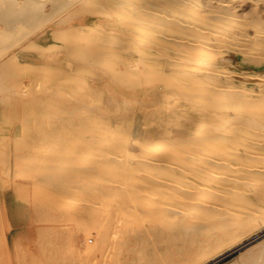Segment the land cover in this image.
Returning a JSON list of instances; mask_svg holds the SVG:
<instances>
[{"label":"rangeland","instance_id":"374dc122","mask_svg":"<svg viewBox=\"0 0 264 264\" xmlns=\"http://www.w3.org/2000/svg\"><path fill=\"white\" fill-rule=\"evenodd\" d=\"M162 1L0 0V264H202L226 246L234 264H264V1L196 0L195 29L174 23L183 3ZM180 32L198 42L176 66L164 35ZM191 63L198 71L188 76ZM209 67L229 85L221 96L207 88ZM95 112L108 122L100 141L73 127ZM186 112L198 125L180 130ZM215 114L228 139L193 141ZM241 114L263 126H240ZM134 137L200 144L220 162L209 165L210 187L185 201L165 191L137 164ZM116 142L120 151L99 150ZM188 156L177 163L192 169L204 158ZM29 182L31 191L16 192ZM83 201L89 211L76 216ZM103 203L115 206L110 226ZM98 222L108 227L103 244Z\"/></svg>","mask_w":264,"mask_h":264},{"label":"bare ground","instance_id":"6f19581e","mask_svg":"<svg viewBox=\"0 0 264 264\" xmlns=\"http://www.w3.org/2000/svg\"><path fill=\"white\" fill-rule=\"evenodd\" d=\"M10 1V0H9ZM162 1V0H161ZM174 2L176 1V3H183V5L185 6L184 8H182V10L184 9V11L187 12V14L185 15L186 18H189L191 19V16L193 14V11L196 10L198 7L200 6H197L195 3H196V0H173ZM231 1V0H230ZM235 1V0H234ZM264 1V0H263ZM69 2V1H68ZM118 2V1H117ZM163 2V1H162ZM227 2V1H226ZM256 2V1H255ZM71 3V2H70ZM150 3V2H148ZM199 3L198 5H200V2H197ZM229 3V1H228ZM240 3V2H239ZM129 4V3H128ZM133 4V3H132ZM135 4V3H134ZM209 4V3H208ZM226 4V3H225ZM57 5V4H56ZM176 5V4H175ZM229 5V4H228ZM132 6V5H131ZM130 6V7H131ZM167 6V5H166ZM165 6V7H166ZM179 7L181 5H178ZM133 7V6H132ZM140 7V6H139ZM224 7V6H223ZM146 8V7H144ZM167 8V7H166ZM62 9V8H61ZM160 9V8H159ZM199 10V9H198ZM62 12V11H61ZM143 12V11H142ZM160 12V11H159ZM169 12V11H168ZM26 13V12H25ZM162 13V12H161ZM156 14V13H155ZM158 14V13H157ZM164 14V13H163ZM214 14V13H213ZM212 14V15H213ZM151 15V14H150ZM189 15V17H187ZM193 16V15H192ZM208 16V15H207ZM172 18H175L174 15L171 16ZM185 17H181L180 16V20L179 22H174V23H178L177 26L179 27V24L180 26H184L185 24V27H191L192 29L194 28V23L191 22V20H187L185 19ZM177 18L179 17H176L175 19L178 20ZM171 20V18H169ZM174 19V20H175ZM229 19V18H228ZM142 20V19H141ZM173 20V19H172ZM222 20V19H221ZM148 21V20H147ZM215 27V26H214ZM252 27V26H250ZM222 28V27H221ZM178 31L179 29L176 28ZM195 29V28H194ZM33 30V29H32ZM145 30H148L147 28H145ZM150 30V29H149ZM202 30V29H201ZM206 30V29H205ZM152 31V30H151ZM184 31V30H183ZM200 31V29H199ZM203 31V30H202ZM263 31V30H262ZM27 32V31H26ZM30 32V31H29ZM163 33V32H162ZM171 33V32H170ZM173 33H177V32H173ZM16 34V33H15ZM157 34V33H156ZM180 34V35H178ZM178 34H167L166 36L164 35V38H165V41L167 42H172V44L174 46H172V49L173 51L171 52V54H166L165 57H167V61H169L171 64L173 65H176V66H179L180 64V61L178 59H181V57L185 56V54H182L181 51H183V47H191L193 48L197 42H198V39L194 38V37H190V36H186V34L184 35H181V32L178 33ZM183 34V33H182ZM225 34V33H224ZM227 34V32H226ZM263 34V33H262ZM13 35V34H11ZM23 35V34H22ZM21 35V36H22ZM215 35V34H214ZM213 35V36H214ZM220 35V34H219ZM231 37V35H229ZM9 37V36H8ZM11 37V36H10ZM24 37V36H23ZM163 37V36H162ZM224 37V36H223ZM253 37V36H252ZM261 37V36H260ZM13 38V37H12ZM117 38V37H116ZM159 38V37H158ZM234 38V37H232ZM133 39V38H132ZM227 40V37L224 38ZM229 39V37H228ZM231 39V38H230ZM235 39V38H234ZM242 39V38H241ZM164 40V39H163ZM225 40V41H226ZM233 40V39H232ZM262 41H264V35L262 36ZM126 41V40H125ZM209 41V40H207ZM211 41V40H210ZM237 41V40H236ZM128 42V41H127ZM138 42V41H137ZM201 42V40L199 41ZM252 42V41H251ZM115 43V42H114ZM163 43V42H162ZM165 43V42H164ZM164 43L162 44V46L164 45ZM209 43V42H208ZM258 43V42H257ZM25 44V43H23ZM167 43H165L166 45ZM204 44V42L202 43ZM248 44V43H247ZM7 45H9L7 43ZM19 45V44H18ZM167 45H171V44H167ZM201 45V44H200ZM250 45V44H249ZM23 46V45H21ZM167 47V46H166ZM171 47V46H170ZM203 47V46H202ZM210 47V46H209ZM229 47V46H228ZM169 47L165 48V49H168ZM196 49V48H195ZM211 49V48H210ZM228 49V48H227ZM261 49V48H259ZM155 50V49H154ZM171 50V49H169ZM160 52V51H159ZM264 52V51H263ZM150 53V52H149ZM155 53V52H154ZM153 55V53H151ZM156 54L157 51H156ZM243 55V54H242ZM13 56V55H11ZM189 56V55H188ZM264 57V55H261ZM259 57V56H258ZM262 57V58H263ZM189 58V57H188ZM139 59V58H137ZM153 57L151 56V58H147L145 60V63L149 64L151 63ZM184 59V58H183ZM181 59V60H183ZM191 59V58H189ZM161 60V59H160ZM258 60V59H257ZM143 62V61H142ZM193 62V61H192ZM195 63V62H194ZM197 63V62H196ZM135 64V63H134ZM185 64V63H184ZM202 64V63H201ZM209 64V63H208ZM122 65V64H121ZM190 65V64H189ZM205 65V64H204ZM203 65V66H204ZM188 66V65H187ZM206 66V65H205ZM3 67V66H2ZM101 67V65H100ZM170 67V66H169ZM187 68L183 69V70H186ZM198 69V67L196 65H193L192 66V63H191V66L188 67V70L185 72L188 76H191L192 74L195 73V71ZM204 70V76L207 77V79L209 78L211 81L210 83H208L207 85V88L209 90H212L213 91V94L214 95H217V96H221L222 93L224 94V92L228 91V84H224V83H221V80L223 79V73H218L217 74V70L213 67H209V68H205V69H202ZM175 71V70H174ZM173 71V72H174ZM180 71V70H179ZM198 71V70H197ZM200 71V70H199ZM229 71V70H228ZM176 73V72H175ZM263 73V72H262ZM241 74V72H240ZM252 75V74H251ZM258 76H263L261 75V73L257 72ZM198 76V75H197ZM201 76V75H200ZM199 76V77H200ZM226 79V78H224ZM224 79L222 81H224ZM229 79V78H228ZM232 79V78H231ZM226 81H229V80H226ZM202 82H204L202 80ZM206 83V82H205ZM6 84V83H5ZM210 84V85H209ZM230 84V83H229ZM232 84V83H231ZM4 88V87H3ZM2 89V88H1ZM8 89V88H7ZM174 93V92H173ZM170 94V93H169ZM249 95V94H248ZM154 96V95H153ZM234 96V95H233ZM237 96V95H235ZM260 99V98H259ZM262 99V98H261ZM230 100V98H229ZM258 100V99H257ZM227 101V100H226ZM241 101V100H240ZM255 101V100H254ZM260 101V100H259ZM10 102V101H9ZM124 102V101H123ZM192 102V101H191ZM229 102V101H228ZM232 102V101H231ZM127 103V102H126ZM237 103V102H236ZM240 103V102H239ZM65 104V102H64ZM198 104V103H197ZM223 105H226V103H223ZM145 107V106H144ZM201 108V107H200ZM138 109V108H137ZM192 109H190L191 111ZM189 111V112H190ZM224 111V110H223ZM189 112H186L188 113L187 116H182V117H186L187 119V122L186 124L184 125H180V127H178V129H182V130H185L186 128L187 129H190L191 127H194L196 125H198V121H197V118H196V115L194 114H190ZM247 112V111H246ZM181 113V112H180ZM229 114V112H228ZM172 115V114H171ZM174 117L177 119L178 117L180 118V114L178 113H174L173 114ZM223 115V114H222ZM222 115L220 114H215L214 115V119L212 123H207L205 126L206 128H204V130L198 135V136H195V137H192L193 141H208L210 139H215V138H220V139H223L222 141H226L228 138L227 136L225 137H222L221 134L223 131H225L227 129L226 125L225 124H221L222 123ZM256 116V115H255ZM232 117V116H231ZM236 117V116H235ZM178 118V119H179ZM205 118V117H204ZM240 118V123H243V124H247V126L249 128H253L254 127H258L257 125H262L260 124V121L257 120V118H253V119H250L248 118V116L244 115V114H241V116L239 117ZM260 118V117H259ZM232 119V118H231ZM255 119V122H251V124H248V122H250L251 120L254 121ZM263 122V120H261ZM200 122V121H199ZM142 123V122H141ZM172 123V122H171ZM254 125H253V124ZM203 124H204V121H203ZM108 125V122L106 120H103L102 117L100 116V114H98V112H95L93 114H88L86 116H84L82 119H78L76 120L74 123H73V127L75 129H78L80 134L85 132L87 134H89V136H91L92 138H94L96 141H100V137L102 135H105V129H106V126ZM264 125V124H263ZM262 125V126H263ZM228 126V125H227ZM241 126V125H240ZM202 127V126H201ZM264 127V126H263ZM70 128V127H69ZM193 129V128H192ZM197 129V128H196ZM258 130V129H257ZM167 132V131H166ZM182 132V131H181ZM185 132V131H184ZM188 132V131H187ZM180 133V132H179ZM186 133V132H185ZM221 133V134H220ZM111 134V133H110ZM176 134V133H175ZM225 134V133H223ZM112 135V134H111ZM179 135V134H178ZM182 135V134H181ZM180 135V136H181ZM184 135V134H183ZM226 135V134H225ZM179 136V137H180ZM187 136V135H186ZM221 136V137H220ZM224 136V135H223ZM229 136V135H228ZM103 137V136H102ZM182 137V136H181ZM180 137V138H181ZM112 138V137H111ZM110 138V139H111ZM183 138V137H182ZM125 138H122L120 140L121 144H126L125 143ZM151 140V139H150ZM167 140V139H166ZM165 139H157V140H154L150 145H147L146 142L138 139V137H134L131 139V142L134 143V144H137L140 148V153L139 155L137 156L136 158V162L137 164H140L141 166L144 167V172L147 171V169H153L154 170V174L156 175V173L159 175V177L161 178V182L163 183L164 185V190L167 191L168 189L169 190H174V191H178L177 193H181V195L179 196V199L181 201H185V199H196L197 198V193H193L194 189L198 188V187H201V186H208L210 187V179L206 176L207 174V171H209V165L210 164H216L217 165V158H214L212 156H209L207 155L206 153H204L205 151L203 150L204 147L200 146V144H197L196 147H193V148H179L177 145H176V142L174 140H169L168 142H166ZM186 140V139H185ZM188 141V140H186ZM260 141V139H259ZM222 142V143H223ZM256 142V141H255ZM261 142V141H260ZM98 143V142H97ZM221 143V141H220ZM258 143V141L256 142ZM261 143H264V142H261ZM115 145L111 148H103L102 146L99 147V150L101 151H104V152H110V151H114V150H117V151H120V148L118 146L119 143H114ZM226 144V143H225ZM224 144V145H225ZM260 144V143H259ZM227 146V145H226ZM258 146V145H257ZM113 149V150H111ZM236 150V149H235ZM251 150V149H250ZM212 151V150H211ZM248 151V150H247ZM249 154V153H248ZM192 156V157H199V155H204V158H202V162L201 164L199 165V167H195V168H189L187 169L186 167L180 165L177 163L179 157H183V156ZM264 155V154H263ZM262 155V156H263ZM188 156V157H189ZM260 157V156H259ZM200 159V158H199ZM217 161V162H216ZM231 161V160H230ZM220 163V162H218ZM257 165V164H256ZM232 166V165H231ZM253 167V166H252ZM243 168V167H242ZM261 169V168H260ZM237 171V170H236ZM148 172V171H147ZM211 172V171H210ZM228 172V171H227ZM151 173V172H150ZM209 174V173H208ZM223 174V173H222ZM146 176L149 177V172L146 174ZM226 176V175H224ZM212 177V176H211ZM151 178V176H150ZM153 178V177H152ZM249 181V180H248ZM139 183V182H138ZM138 183L136 182L135 184H133L132 188L131 189H134L135 191H140V187L138 185ZM31 184L32 182H29L27 184H20V183H17L16 186H15V190H17L16 192H29L31 191L32 187H31ZM118 184V183H117ZM220 185V184H219ZM179 189V190H178ZM199 189V188H198ZM154 190L153 186L148 188V191L150 193H152ZM209 190V189H207ZM212 190V189H210ZM238 190V188H237ZM240 190V189H239ZM173 192V191H172ZM113 193V192H112ZM217 193V192H216ZM45 199H48L47 201L52 203V201H54V195L53 193L49 192V190H47L46 194H45ZM109 194H105L104 198H106L105 201L103 202H107V196ZM112 195V194H111ZM162 195V194H161ZM207 196V195H206ZM216 197V196H215ZM218 197V196H217ZM162 198V197H161ZM166 198V197H164ZM163 198V199H164ZM112 199V198H111ZM213 199V197H212ZM215 199V198H214ZM179 200V201H180ZM198 200V199H197ZM70 201V198L69 197H65V198H62L61 200V205H67ZM111 201V200H109ZM180 201V202H181ZM189 201V200H188ZM226 201V200H225ZM89 202V201H88ZM155 202V201H154ZM215 203V202H214ZM56 204V203H54ZM91 204V203H90ZM87 203V201H83V203L81 204V207L79 208L78 210V214L77 212L75 213L76 216H84V214H86L88 211H89V205ZM99 204V203H98ZM106 204V203H105ZM168 205V204H167ZM92 206V205H91ZM170 206V205H169ZM176 206V205H175ZM212 206V205H211ZM99 207V205H98ZM115 207V206H114ZM114 207L112 206V208H109L104 205H101L99 208L104 210L105 214H104V219L105 221L108 223V226L114 224L115 222V212L114 211H111L112 209H114ZM195 207V206H194ZM98 208V209H99ZM95 209V208H94ZM196 209V207H195ZM216 213V212H215ZM207 215V214H206ZM180 218V217H179ZM197 218V217H196ZM210 219V218H209ZM206 220V218L204 219ZM86 221V220H85ZM104 223V222H103ZM119 223V222H118ZM98 225H95V227L97 228V237H98V243L99 244H103L105 242V240L107 239V231H108V227L105 226V224H99V222L97 223ZM53 225V224H52ZM57 225V224H56ZM186 229V228H185ZM72 238L76 240V238H79L78 236H76L75 234H72ZM86 251H90L92 250V247H84ZM230 247L229 246H226L225 248L223 249H220L218 251H216L211 257H209V259H207L204 263L202 264H208L210 263L211 261L217 259V258H220V257H223V253L225 251H227V249H229ZM259 248V247H258ZM84 250V249H83ZM248 255V253H247ZM249 257V256H248ZM247 257V258H248ZM246 258V259H247ZM232 263L233 261L230 260ZM234 264V263H233Z\"/></svg>","mask_w":264,"mask_h":264},{"label":"built area","instance_id":"2783aa9c","mask_svg":"<svg viewBox=\"0 0 264 264\" xmlns=\"http://www.w3.org/2000/svg\"><path fill=\"white\" fill-rule=\"evenodd\" d=\"M208 264H233V263L229 259H226L225 256H223L211 261Z\"/></svg>","mask_w":264,"mask_h":264}]
</instances>
